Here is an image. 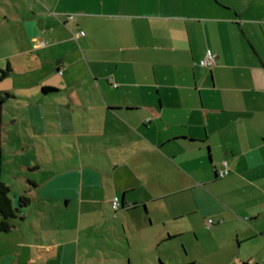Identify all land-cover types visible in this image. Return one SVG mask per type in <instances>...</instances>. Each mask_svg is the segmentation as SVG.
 Instances as JSON below:
<instances>
[{"label": "crops", "instance_id": "1", "mask_svg": "<svg viewBox=\"0 0 264 264\" xmlns=\"http://www.w3.org/2000/svg\"><path fill=\"white\" fill-rule=\"evenodd\" d=\"M8 68L0 264H264V0H0Z\"/></svg>", "mask_w": 264, "mask_h": 264}, {"label": "rangeland", "instance_id": "2", "mask_svg": "<svg viewBox=\"0 0 264 264\" xmlns=\"http://www.w3.org/2000/svg\"><path fill=\"white\" fill-rule=\"evenodd\" d=\"M5 115L6 116L9 115L8 117L11 119L14 118V115L11 112H6ZM7 121L8 119H6L5 122ZM11 127L12 126H10V128ZM17 164H18V158H11V161L9 162L5 161L3 165V175L1 178V181L12 189L11 190L12 200L18 197V179L11 178L12 175L18 177V167L16 166ZM27 173L28 175H30L31 172L29 171ZM209 245L210 243H208L204 237L201 236V239L197 241L194 234H191V232L187 231V233L181 238L172 241L170 243H167L166 245H163L160 251L166 253L165 258L166 260H168V262L169 260L173 259L177 264H179V263H183L184 261H187L186 258L188 259H193V258L198 259V257L200 258L202 254L203 255L206 254ZM168 257H170L171 259H169ZM199 264H205V263L200 262Z\"/></svg>", "mask_w": 264, "mask_h": 264}, {"label": "trees", "instance_id": "3", "mask_svg": "<svg viewBox=\"0 0 264 264\" xmlns=\"http://www.w3.org/2000/svg\"><path fill=\"white\" fill-rule=\"evenodd\" d=\"M10 69L0 71V81L8 77ZM47 90V89H46ZM49 90V89H48ZM9 93L0 94V143L2 136V114L3 105L6 99L12 98ZM30 205V199L22 196L18 199V205H14L11 199V189L0 180V235L9 233L13 227V220L16 219L21 209ZM209 223V222H208ZM213 223V222H212ZM212 225V224H209Z\"/></svg>", "mask_w": 264, "mask_h": 264}, {"label": "built area", "instance_id": "4", "mask_svg": "<svg viewBox=\"0 0 264 264\" xmlns=\"http://www.w3.org/2000/svg\"><path fill=\"white\" fill-rule=\"evenodd\" d=\"M70 20L74 19V16H69ZM85 33L81 32L79 35H74L75 39H77V37L79 36H84ZM215 64V60H214V56L212 53H208V55L206 56V58L201 62V65L203 66H213ZM60 73H62V71H60ZM229 174V165L227 162L223 163V169L219 170L218 175L222 178L226 177ZM112 206L114 210H118L119 209V202L118 200H114V202H112ZM209 224H212V221L209 220Z\"/></svg>", "mask_w": 264, "mask_h": 264}]
</instances>
